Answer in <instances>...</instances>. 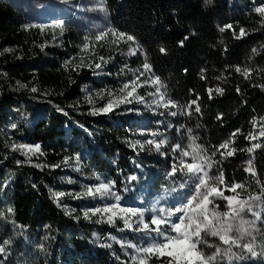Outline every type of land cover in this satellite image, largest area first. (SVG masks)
Segmentation results:
<instances>
[{"label": "trees", "instance_id": "16d2710c", "mask_svg": "<svg viewBox=\"0 0 264 264\" xmlns=\"http://www.w3.org/2000/svg\"><path fill=\"white\" fill-rule=\"evenodd\" d=\"M104 2L113 29L134 36L139 52L130 56L123 47L96 49L108 61L97 70L94 56L81 57V35L34 25L17 0H0V244L10 241L0 264H129L128 246L113 241H137L147 234L125 229L117 220L106 223L95 215L86 219L84 202L74 197L82 191L81 179L98 184L102 178L128 204H133L130 193L140 182L159 191L173 158H153L140 144L132 147L142 143V130L170 132L174 144L187 132L208 156L223 142L234 141L221 151L235 148V155L211 157L217 162L211 175L222 171L226 185L243 184L238 199L260 195L253 211L264 218V91L253 87L264 84V18L255 12L264 0H212L209 5L204 0ZM226 25L232 28L221 32ZM241 28L248 34L237 39ZM185 36L189 38L181 47L178 42ZM145 62L160 78L167 99L182 107L181 116H125L127 109L121 105L93 115V103L107 104ZM237 66L253 69L251 78L236 72ZM217 87L224 89L222 95L215 92ZM208 89L213 90L211 98ZM194 100L200 112L193 105L191 115L185 114ZM167 121L175 127H163ZM254 143L261 147L253 153L240 151ZM19 144L39 145L50 165L72 159L70 181L60 180L64 171L28 163L17 150ZM249 159L255 175L245 171ZM56 193H64L58 202ZM224 195L233 193L225 190ZM168 260L150 256L147 264Z\"/></svg>", "mask_w": 264, "mask_h": 264}, {"label": "snow or ice", "instance_id": "6c2138e0", "mask_svg": "<svg viewBox=\"0 0 264 264\" xmlns=\"http://www.w3.org/2000/svg\"><path fill=\"white\" fill-rule=\"evenodd\" d=\"M205 5H209L212 3V0H204ZM255 12L260 14L262 18H264V6L258 7L255 9ZM261 23L264 24V19L261 20ZM47 27V26H41ZM52 27H59L61 30V34L64 31V21H55ZM232 25H226L220 28V31L223 32L225 29H231ZM111 32L112 35H116L115 30L109 29L108 32H101L96 35L95 40L101 41L104 36L108 35ZM248 33L241 28L239 36L236 38L239 39L242 36L247 35ZM235 35V33H234ZM121 39L127 42H135V37L131 35H127L125 33H119ZM188 36H185L184 39L180 40L178 43L182 47L184 42L188 39ZM89 44L86 42L83 46L82 50L88 49ZM5 51H10L7 49ZM131 54H136V49H129ZM161 53H166V49L161 47L159 49ZM256 50L253 49V52ZM102 63H108L104 57L99 58ZM102 63H96L95 69H100L102 67ZM91 66V65H89ZM144 72L151 70V65L147 62L143 64ZM236 72L241 73L245 79L251 78V73L253 69L245 68L241 69L239 66L235 69ZM144 72H140L139 75L135 77V79L126 82L121 88V93L125 90L131 88L130 91H127V96H121L117 103H113L112 100H109L107 104L102 108H94L92 109V114H106L108 112L113 111L114 107H118L119 103H131L133 99H136L138 102L143 101V97L136 96L135 93L138 87H143V84H138L137 82L140 80V76L144 75ZM203 72V70H202ZM202 79L205 77H201ZM217 79H222V77H217ZM154 84H160V78L155 77L153 81ZM21 87H24L21 85ZM253 87H259L262 91H264V84L253 85ZM32 92H36L37 89L33 87L31 89ZM212 89H208L209 97L212 96ZM240 89L237 88V92ZM215 92L219 95H222L224 92L223 88L217 87ZM159 94L158 103L162 104V106L166 109L175 108L177 105L175 102L171 100L165 101V96L161 92V88H156V93ZM111 95V94H110ZM92 101L89 100V103ZM156 103V102H154ZM195 105L194 111L196 113L200 112V107L197 102L191 101L187 108L188 112L185 114L191 115V109ZM62 111V110H61ZM165 113H161L164 115ZM178 113L176 111L168 112V115L176 116ZM220 119V117H217ZM264 120V117L261 118ZM15 127V125H13ZM191 129H188V132L191 133ZM239 131V130H237ZM153 136L158 135V133H152ZM236 133H233L235 136ZM260 136H264V128L260 131ZM251 139H255V137L251 136ZM249 137H246L248 139ZM194 139V137H193ZM234 141L229 140L223 142L219 145L214 152H212L211 156L200 154L203 152V149H200L198 146L193 148L192 152L181 150V146L179 144L172 146L173 152L177 150L180 151L181 159L178 165L172 167L169 172V176H175L177 172H183L185 175L189 177H195V193L187 200V203L183 205L181 208H176L169 210L167 217L162 216H153L150 222H145L144 220V209L140 208H121L120 205H110L106 206L103 209L95 208L89 209L84 213V217H89V212L93 215L97 213H111L108 216V223H115L114 217H117V212L113 211V209H119L120 212L126 213L128 215L119 217L124 221V228L130 229L136 232H143L145 234L155 233L157 236L163 237V242L161 243H152L144 248H137L136 245H131L132 248L136 249L137 253H142L140 256H133L132 259L138 261V264H147V258L150 256L159 257H168V264H219L218 258L227 257V259L231 262L233 258L237 260L244 259L243 255H237L232 251L233 246L236 248H242L247 251L252 257L258 255L255 251V241L256 237L252 234L251 230L256 229V222L262 221L264 222V218H262L261 213L258 211H253V202L259 201L261 199L260 195L250 196L247 200L238 199L239 189H243L244 185L240 183H232L231 185H226L224 180V174L221 171L219 176L212 177L209 175L210 170L213 168L216 161L212 160V156H216L217 153L220 154L221 158H227L235 155L237 149L232 148L230 151H221V149H228L229 145ZM145 143L149 145H153L157 152H161L162 145L166 144L167 141L165 139L156 140H148ZM137 144H140L137 141L132 147H136ZM20 149H33V146L29 145H19ZM140 147L143 149L144 145L140 144ZM261 147L260 144H252L251 147L245 149H241L240 151H247L248 153H253L255 148ZM40 146L35 145V151H39ZM164 154V153H161ZM191 156L192 162H187L184 158ZM69 158L66 157L65 161ZM78 159V157H77ZM17 163H21V161H17ZM248 167L245 168L246 172H249L251 175H255L254 169L251 167L252 160L249 159L247 161ZM40 167V165H36ZM132 179H135L133 177ZM224 187L221 188L220 186ZM181 187H184L182 184ZM230 191L233 195H224V191ZM86 196L89 197H106L108 195H112V185L109 183H100L95 186H89L85 193ZM64 193H59L57 196H63ZM75 198H80L77 195ZM119 200V197H116ZM217 199H221L225 201V208L227 209L224 212L219 211V205L216 203ZM11 208L8 209V212H12ZM245 211L250 212L255 219L251 221H247L243 219L242 213ZM160 212L163 213L164 210L160 209ZM182 213L179 216L178 222L173 223L168 217H171L175 213ZM136 216L139 219V224H136L134 227V222H131V217ZM239 221L237 224L236 222ZM47 227V226H46ZM165 227H168L171 232L175 233V235H166ZM251 229V230H250ZM123 230V229H121ZM235 233H239L236 235ZM247 235L251 238V242L241 243V239ZM216 237L220 241L222 245L227 246L226 248H221L219 245L209 244L205 237ZM10 243V241H4L3 244H0V254L6 252V246ZM201 245H206L210 248L214 247L215 250L211 255H206L205 252L201 249ZM41 248L43 245L40 246Z\"/></svg>", "mask_w": 264, "mask_h": 264}, {"label": "rangeland", "instance_id": "374dc122", "mask_svg": "<svg viewBox=\"0 0 264 264\" xmlns=\"http://www.w3.org/2000/svg\"><path fill=\"white\" fill-rule=\"evenodd\" d=\"M18 1V7L21 8V11L26 13V15L29 17L30 21L34 25L39 26H48L51 28H58L59 27H52L55 21H64V31L65 30H71L78 35L82 36L83 43H88L89 48L85 49V53L81 55L82 58L88 59L92 58L93 56L98 60L97 63H102L100 61V56L96 55V49H108V48H114V47H123L125 49L124 54L135 56L138 54L139 49L137 42H125L123 39L120 38L119 34L115 31L116 35H112L111 32H109L108 35L104 36L101 41H96L95 37L101 32H108L109 29L114 30L113 27L110 24L109 19V13L107 11L106 5L104 0H17ZM261 7V6H258ZM256 7V8H258ZM84 46V45H83ZM130 47L132 49H136V54H131L129 49ZM106 64L102 63V67L97 70H103ZM140 72H144L143 67L141 69H138L136 71H133L129 77V79L126 80V82L135 79L137 75H139ZM155 78L154 74L152 73V69L150 71L144 72L143 76H140V80L137 82L138 84H143V87H138L137 91L135 93L136 96L143 97L142 102H138L136 99H133L131 103H119V106H124L125 109H127V112L125 116H141L145 113H156L158 112L161 114L162 112L165 113L166 119L169 120L170 118L174 117H180L182 113V107L177 106L175 108H164L162 104L158 103L159 101V94H153L156 93V88L160 87L161 92L164 94L163 91V85L160 82V84H154L151 81H153ZM131 88L125 90L123 93L118 92L114 97H112L113 103H117L121 96L126 97L127 91H130ZM165 96V94H164ZM167 97L165 96V101H167ZM156 102V103H154ZM100 101H95L92 105V109L94 108H102L99 106ZM104 107V106H103ZM116 108V107H114ZM170 111H176L178 114L176 116L168 115V112ZM185 112H188V108H185ZM164 126L171 127L173 129L175 127L174 124H172L171 121H167ZM178 131V129H177ZM152 133H158V135L153 136ZM170 133V132H169ZM168 132H163L162 129H150V130H142L139 131L138 135L141 138L142 143L144 147L143 149L140 147V149L146 153L148 156L153 158H159L161 156H165V154H168L173 158V166L178 165L179 161L181 159L180 151H189L192 152L193 148H196L198 145L192 140V138L188 135V133H182L181 139L178 136V140L181 142L179 143H173V140L176 138H171ZM160 139H165L167 141L166 144L162 145L161 152H157L155 147L153 145H149L145 143L148 140H156L159 141ZM181 143L183 145H181ZM179 144L181 146V150H177L176 152H173L172 146ZM19 145H28V144H19ZM17 145V150L19 153L23 154L27 160L28 163L33 165H40L41 168H44V170L49 171H64L63 175L60 177V180H64L65 182H69L70 177L69 175V168H72V159H68L65 161V159L60 160L55 165H50L48 163L49 157L41 151V148H39V151H35L34 146L35 145H29L33 146V149H20ZM199 147V146H198ZM200 148V147H199ZM201 149V148H200ZM164 153V154H161ZM200 154L207 155L204 151ZM187 162H192L191 156L184 158ZM212 170V169H211ZM211 170L209 172V175H211ZM67 177V179H65ZM213 177V176H212ZM161 182V181H160ZM195 177H189L185 175L183 172H177L175 176H169L168 180L161 183V187L159 191H155L153 188H151L148 183L146 182H140L138 183L130 193V196L133 198V204H139L141 207L134 206L133 204L123 203V199L120 196H116V194L112 191V195H108L106 197H89L86 196L84 193L86 189L89 186H95L97 184H91L88 181H85L83 179L80 180V184L82 186V191L79 194H76L80 196V198H75V200L79 202H84L85 209H83V213L88 211L89 209H95L100 208L103 209L106 206L120 205L121 208H140L144 209V220L145 222H150L151 218L155 216H162L167 217V214L169 210L181 208L184 204L187 203V200L195 193V183H196ZM102 183V178L99 179V183ZM184 185V187H181V185ZM56 193L54 194L57 198V202L60 200V196L58 197ZM116 197H119V200L116 199ZM216 203L219 205V211L224 212L226 211L225 208V201L221 199H217ZM224 206L222 209L220 205ZM160 209H163L164 212L161 213ZM113 211L117 212V217H114L115 221H120L124 225L123 219H120L119 217L126 216L128 214L120 212L119 209H113ZM93 214L89 212V217H91ZM111 215V213H97L95 216L98 217L99 220L104 221L108 223V216ZM146 215L147 218L146 219ZM182 213H175L171 217H168L173 223L178 222V217L181 216ZM243 219L247 221H251L254 218V216L251 213L244 212L242 213ZM131 222H134V227L136 224H139V219L136 216L131 217ZM237 224L239 221L236 222ZM126 229V228H125ZM256 229L257 230H251L252 234L256 237L255 241V251L258 253L257 256L252 257L249 253H247L246 250L242 248H236L233 246L232 251L235 252L237 255H243L244 259L237 260L235 258L232 259L230 262L227 257L218 258L219 264H264V222L257 221L256 222ZM130 230V229H128ZM166 235H175V233L171 232L168 227H165L164 229ZM236 235H239V233H235ZM141 238L137 241H125L121 243L120 240H114L113 242L118 244H124L127 245L130 249V263L129 264H138V261H135L132 259L133 256H140L143 255L142 253H137L135 248H132L131 245H136L137 248H144L147 247L149 244L152 243H161L163 242L162 236H157L155 233L147 234V235H141ZM143 236V237H142ZM207 239L209 244L213 245H219L222 249L226 248L227 246L222 245L218 238L216 237H205ZM251 242V238L245 235L241 239V243H248ZM201 249L205 252L206 255H211L212 252L215 250L214 247L210 248L206 245H201Z\"/></svg>", "mask_w": 264, "mask_h": 264}]
</instances>
